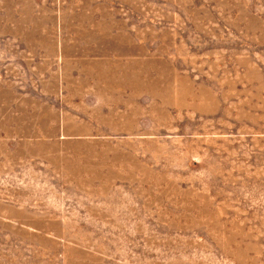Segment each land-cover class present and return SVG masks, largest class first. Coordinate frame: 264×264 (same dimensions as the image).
<instances>
[{
  "label": "rangeland",
  "instance_id": "rangeland-1",
  "mask_svg": "<svg viewBox=\"0 0 264 264\" xmlns=\"http://www.w3.org/2000/svg\"><path fill=\"white\" fill-rule=\"evenodd\" d=\"M0 264H264V0H0Z\"/></svg>",
  "mask_w": 264,
  "mask_h": 264
}]
</instances>
